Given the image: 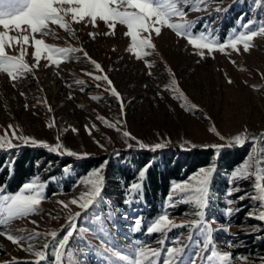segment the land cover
<instances>
[{
	"label": "rangeland",
	"instance_id": "rangeland-1",
	"mask_svg": "<svg viewBox=\"0 0 264 264\" xmlns=\"http://www.w3.org/2000/svg\"><path fill=\"white\" fill-rule=\"evenodd\" d=\"M233 1L210 0L206 3L207 10L204 11L188 12L185 8L188 13L186 19L198 21L194 32L212 30L221 42L234 29L242 30V23L264 20V0H248L246 11L240 13V19L220 37L218 28L226 11L218 13L215 9L227 10ZM237 16L239 17V14ZM65 19L73 29V34L69 35L57 25H49L55 35L43 37L45 43L54 47L85 49L93 60L101 64L103 74L109 77L120 93L124 101L123 114L116 99L105 90L107 85L99 82L101 87L97 88L98 82L84 75L101 73L96 72L94 66L84 59L83 53L77 52L70 54L69 59L62 62L59 68L55 65L45 67L49 62L41 59L38 69L34 68L31 73H25L24 77L16 81L10 80L6 73H0V136H4L5 130L11 125L17 136L33 138L38 142L47 143L50 147L59 142L64 148L80 155L87 153L89 158L111 155L113 151L119 150L127 152L130 150L129 143L132 144L131 149L139 148L136 140L149 147L156 143H166L164 149L175 146L182 150L216 151L213 145H223L236 135H247L249 138L257 137V140L250 139L243 147L224 148L245 149V156L237 167L244 163L251 164V175L248 180L236 182L241 184V190L232 197L225 195L232 171L227 176L228 186L223 193L210 192L205 219L213 228L214 242L205 251L202 245L197 243L198 240H203L198 230L181 227L173 229L166 236L157 233L135 237L132 234V225L138 217L136 214L121 211L112 214L111 210L107 209L101 212L98 209L101 201L97 206L90 207V211L89 208L82 210L77 205H71L69 202L72 199L79 200L82 193L89 191L84 181L88 179L90 171L78 178L69 190L54 191L46 195L47 200L39 206L37 214L12 221L8 228L4 229L14 236H28L36 232L44 235L32 241L34 248L31 253L23 250L28 246L26 242H21L22 246L14 245L5 236L0 235V264H12L13 258H16V262L35 264L37 258L34 252L43 250L46 243L51 247L46 252L45 263L41 260L40 264H54L52 247L55 245L48 234L56 231L57 239H60L69 230V215H75L77 212L82 214L77 218V230L66 246L63 258L65 264H106L98 255L91 254L102 250L109 242L108 237L99 232L101 223L110 231V243L114 248L130 255L135 247V240L139 239L161 251V264L167 259L166 252L169 247L181 246L184 247V253L177 259L185 264L198 251L200 255L196 264H219L216 259L211 262L205 259L213 250L222 254L230 253L236 258L231 260L230 264H264V255L260 254V249L256 247L264 241V224L249 218L248 215L250 211H258L257 202L249 198L242 202L236 200V197L244 192L248 193V197L257 194L254 192L257 167L261 168L264 175V145L259 139L264 135V36L254 38L253 46L247 53L240 45L239 52L229 48L226 49V54L216 51L209 56L205 50L204 58L201 59L196 54L197 50L185 39L163 28L160 36L151 33L155 47L146 49L150 54L142 60H137L128 51L131 39L126 36V26L117 24L115 35L105 36L104 33L108 29L102 21L97 20L94 28L91 22H87L85 26V23H73L71 16ZM253 27L258 25L254 24ZM0 31H4L2 27ZM90 32L97 33L95 39L89 38ZM28 34L29 44L25 46L24 60L32 66L36 62L30 30ZM10 35L17 36L20 33L13 30ZM141 35L147 36L148 33ZM36 38L41 37L37 35ZM5 51L9 56H19L20 45L13 43L11 47L6 46ZM146 64H151L152 67L148 68ZM173 78L177 81L179 92L170 90ZM77 80H83L85 83L79 85ZM229 80L232 82L229 83ZM81 88L84 89L83 92ZM180 92L186 99L178 98ZM69 96L72 98L69 99ZM91 97L101 99L97 101ZM45 99L52 112L45 106ZM97 116L104 117L116 127H107ZM53 117L54 126L49 128L47 125L53 123ZM86 125L92 129L91 135L85 130ZM213 127L215 132L211 131ZM73 128L78 131L74 133ZM125 131L135 139L125 138ZM8 138H11V130L8 132ZM12 143L23 145L15 139ZM192 175L183 182H189ZM35 180L42 183L39 179ZM105 180L104 187L113 185L107 177ZM229 198L236 200L230 207L239 211L226 217L225 206ZM58 201L67 203L68 208H64ZM165 204L166 201L163 208ZM169 215L176 224L189 225L197 219L194 205L190 203H180L169 209ZM116 216L119 218L114 221L113 217L116 219ZM227 224H230L227 232L220 230L222 225ZM258 224L261 225L260 228L250 227ZM190 232L193 233L191 239ZM161 239L165 241L162 245L157 243ZM230 243L236 247H230ZM109 259L114 264H124L115 257L109 256Z\"/></svg>",
	"mask_w": 264,
	"mask_h": 264
},
{
	"label": "snow or ice",
	"instance_id": "snow-or-ice-1",
	"mask_svg": "<svg viewBox=\"0 0 264 264\" xmlns=\"http://www.w3.org/2000/svg\"><path fill=\"white\" fill-rule=\"evenodd\" d=\"M210 0H0V27L4 31H0V73H6L12 81L19 80L24 77L25 73H31L33 69L40 67L41 59L47 60L49 63L45 67L55 65L59 68L62 62L69 59L72 53H83L84 59L92 64L96 72L101 74L94 75L93 73H84V75L90 76L96 84L97 88L101 87L99 82H103L107 85L106 91L114 97L117 103L120 105L121 113L124 112V101L120 93L114 87L112 81L104 73V69L101 64L93 60L85 49L75 47H54L45 43L43 37L49 35H55L49 28V25H57L60 29L64 30L69 35L73 34V29L67 22L65 17L71 16L73 23H85L91 22L93 27H96L97 20L104 22L108 31L104 33L105 36H114L116 32L117 24L126 26V36L131 39V47L128 49L137 60H142L150 53L146 49H154L155 45L152 42L151 33L154 32L156 36H160L161 30L167 28L171 30L177 37L183 38L187 43L193 46L197 51L196 54L203 59L205 50H207L209 56L213 52H220L226 54V49H232L239 52L240 45L243 46V51L247 53L253 46L252 41L256 37L264 36V20H249L246 23H242L241 29H234L233 32L221 42L214 34L212 30H205L202 32H194L198 21H188L186 19L188 9L191 11H204L206 9V3ZM203 6V7H202ZM264 7V4H262ZM216 12H225L226 9L216 8ZM257 24L258 27H253ZM26 26V27H24ZM15 30L20 35L13 36L10 32ZM31 33L32 46L34 47V60L35 64L30 66L25 62L24 56L26 55V47L29 44V32ZM141 33H148L147 36L141 35ZM39 35L41 38H36ZM90 39H95L97 33L90 32ZM13 43L20 45V55L13 57L9 56L5 49L11 47ZM235 63L234 61H231ZM146 67L151 68V64H146ZM151 75V73H149ZM229 83L232 81L229 80ZM77 84L83 85V80H77ZM71 87V85H69ZM84 91L83 88L80 89ZM171 91L179 92L177 81L173 78L171 80ZM23 96L24 93H21ZM69 99L72 97L69 96ZM94 100L99 101L100 97H91ZM178 98L186 99L182 92ZM45 106L49 112H52L51 107L47 104V100L44 101ZM184 107V105H182ZM195 108V105H193ZM27 109V105H25ZM102 123L109 128H115L116 125L109 123L104 117L97 116ZM119 122V121H118ZM49 128L54 126L53 123L47 125ZM95 128V124L92 125ZM11 130V138H8V132ZM85 130L91 135L92 129L85 126ZM75 133L78 130L72 129ZM215 132V127L211 129ZM123 136L128 139H135L130 136V133L125 131ZM222 140L224 137H220ZM19 140L23 145L44 147L52 153H59L61 155H67L69 157H75L76 159L88 158V154L80 155L75 151L64 148L61 143H57L54 147H50L47 143H41L33 138L26 136H17L16 130L12 129L9 125L5 130V135L0 136V150H11L19 147V144H13L12 140ZM256 141L257 137L249 138L247 135H236L233 139L228 140L223 145H213L212 147L216 151H220L224 147L240 146L243 147L249 140ZM260 140H264V135L259 137ZM136 143L140 150H150L156 152L166 147V143H156L149 147L143 142L136 140ZM101 147H103L101 145ZM131 149L132 144H128ZM118 155V153H117ZM151 167V163L146 164L139 172L137 182L128 185V191L125 196L124 203L130 205L133 202H137L142 195L143 182L145 180L148 169ZM251 164L244 163L242 166L234 169L230 174L229 187L225 193L226 196L232 197L235 193L241 190V184L237 181L248 180L251 173L249 169ZM64 171L67 173L70 171L68 166ZM215 166L204 167L199 169L194 175L190 177L189 182H172L170 187V194L166 197V204L163 211L153 218L152 222L146 227V234H163L167 235L168 232L176 228L188 227L192 230H198V234L203 237L202 241H197L202 248L207 251L209 246L214 242L213 228L209 222L205 219V211L210 200L211 184L215 175ZM85 185L89 188L86 194H81L79 200L72 199L69 203L71 205H77L82 210H87L90 206L99 202V198L102 195V191L105 185V176L103 175V168L92 170L88 175V179L84 181ZM0 189H3V185H0ZM254 192L257 193L251 197H248V193L244 192L243 195L237 196L236 200L244 201L246 198L256 201L257 212H249V218H254L264 224V175H262L261 168L257 167L254 175ZM47 200L45 195V184L36 180L26 182L22 185L21 189L17 193H7L6 191H0V235L6 237L14 245H21V242H26L27 247L23 250L27 252H33L34 245L32 241L42 235L43 233H30L28 236H14L10 232L5 231L12 221L17 219H23L30 215L37 214L39 212V206ZM236 200L229 198L225 206V216L230 217L234 212H238L239 209H233L230 205L236 203ZM64 208H68V204L63 201H58ZM180 203H190L194 205L195 216L197 217L189 225L176 224L173 219H170L169 209L176 207ZM81 212H77L75 215H69L68 217V231L60 238L57 239L58 233L51 231L48 235L52 238V247L54 253V264H65L64 256L66 246L69 245L70 239L74 236L77 230V218L81 215ZM56 219L57 217H53ZM99 219V218H98ZM35 223V221H32ZM144 227V218L136 217L132 225L133 233L140 232ZM230 224L222 225L220 230L227 232ZM250 227L260 228L261 225H252ZM92 231V229H87ZM99 232L108 237L109 242L103 247L102 250H97L91 253L92 255H98L101 259L106 261V264H114L109 259V256L117 258L118 261L124 262V264H161L160 257L161 251L156 248L150 247L146 242L139 239L135 240V247L132 249L131 254L119 251L114 248L110 243V231L106 226L101 223ZM193 235L189 233V238ZM103 243V242H102ZM158 244H164L163 239L157 241ZM230 247H236L235 244L229 245ZM51 247L49 244L43 246V250H37L34 252L37 258L35 264H40V261L46 259V252ZM184 253V247H169L166 255L167 259L163 261V264H185L184 261L178 260ZM87 253H85L86 255ZM199 251L195 256H192L186 264H196L199 258ZM209 262L216 259L219 264H230V261L236 259L231 256L230 253L222 254L213 250L207 257ZM14 264H17L16 258H13ZM29 264V262H25Z\"/></svg>",
	"mask_w": 264,
	"mask_h": 264
},
{
	"label": "trees",
	"instance_id": "trees-1",
	"mask_svg": "<svg viewBox=\"0 0 264 264\" xmlns=\"http://www.w3.org/2000/svg\"><path fill=\"white\" fill-rule=\"evenodd\" d=\"M247 3L248 0H234L230 4L218 28L220 37L240 19V13L246 11ZM261 144L264 145V140ZM244 156L245 149L237 147L213 151L182 150L179 147L169 146L156 152L133 148L127 152L119 150L113 151L111 155L76 159L52 153L44 147L21 145L11 150H0V185H3L0 191L16 193L24 183L35 179L45 184V195L54 191H67L78 178L92 170L103 168L104 176L106 175L105 177L113 185L103 188L98 209L101 212L106 209L111 210L112 214L121 211L143 217L144 227L140 232H132V234L135 237L147 236L146 227L162 212L172 182H181L201 168L215 166L211 192L223 193L228 186V174L238 166ZM149 163L151 167L143 182L139 201L126 205L124 201L128 185L137 182L138 172ZM66 166L70 169L67 173L64 171ZM97 205L96 203L93 206ZM115 218L113 217L114 221L119 217ZM256 247L260 249V254L264 255V241ZM42 261L45 263L46 260ZM17 264L25 263L20 261Z\"/></svg>",
	"mask_w": 264,
	"mask_h": 264
}]
</instances>
